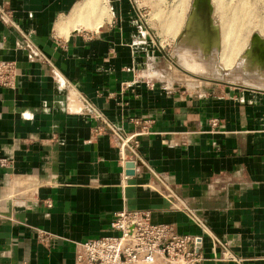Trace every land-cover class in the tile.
Here are the masks:
<instances>
[{"label":"crops","instance_id":"crops-1","mask_svg":"<svg viewBox=\"0 0 264 264\" xmlns=\"http://www.w3.org/2000/svg\"><path fill=\"white\" fill-rule=\"evenodd\" d=\"M170 5L0 0V264H74L124 208L200 235L203 264H264V88L160 78Z\"/></svg>","mask_w":264,"mask_h":264},{"label":"built area","instance_id":"built-area-1","mask_svg":"<svg viewBox=\"0 0 264 264\" xmlns=\"http://www.w3.org/2000/svg\"><path fill=\"white\" fill-rule=\"evenodd\" d=\"M20 44L30 48L27 42ZM15 73L16 66L12 61L0 60V86L11 87ZM84 109L100 117L98 110L87 102ZM134 136L122 138L115 134L123 165L126 163L124 146H128L131 155H136ZM0 162L2 165L7 163L5 159ZM183 211L207 232L206 226L190 208L184 206ZM109 229L112 234L77 241L74 264H203L205 259L200 251V235L180 233L173 223L154 222L149 209H121L113 214ZM222 255L235 259L226 250Z\"/></svg>","mask_w":264,"mask_h":264},{"label":"bare ground","instance_id":"bare-ground-1","mask_svg":"<svg viewBox=\"0 0 264 264\" xmlns=\"http://www.w3.org/2000/svg\"><path fill=\"white\" fill-rule=\"evenodd\" d=\"M187 1L172 0V11L182 9L185 3L187 5ZM209 1L193 0L190 18L181 32L175 54L171 56L172 64L183 76H187L189 79L191 78L198 82H210V80L217 79L203 77L198 74L199 72L196 70L198 66L196 62L198 60L190 48L196 49V54H199L202 59L213 61L214 70L220 71V67L216 61L217 58L215 57L218 49V29L220 28L221 32V55L219 61L224 67H228L229 60H234L233 58L246 45L248 35L245 32L248 30L250 20L256 16L255 9L249 7L252 6L250 0H238L237 6L232 9L227 8L224 0H211L214 4L215 11L219 12L220 15L221 26L219 24L220 27L217 28V25L213 24L209 17L211 10ZM255 25L258 27L260 33H264V20L258 23V25L257 23ZM200 61L203 60L200 59ZM263 62L264 35L254 34L250 39L249 46L239 59L238 65L243 72L254 71Z\"/></svg>","mask_w":264,"mask_h":264},{"label":"rangeland","instance_id":"rangeland-1","mask_svg":"<svg viewBox=\"0 0 264 264\" xmlns=\"http://www.w3.org/2000/svg\"><path fill=\"white\" fill-rule=\"evenodd\" d=\"M209 5L211 7L209 17L211 19V22L215 25H217V28L221 26V20L219 12L215 11V7L213 2L210 0ZM225 4L227 5V8L232 9L235 6H237L238 0H224ZM252 6H249L250 8L255 9L256 16L250 20V23L248 24V30H246L245 33H247V39H246V45L243 47V49L233 58L234 60H229L228 67H224L223 64L219 61L220 53H221V32L220 28L218 33V49L216 51L215 57L217 58V64L220 67V71L214 70V62L208 61L205 59H202L199 54H196V49L190 48L192 50L193 54L197 58L196 64L197 66V72L201 76L210 77L213 79H217L220 81H229L233 82L234 84H242L245 86H254V87H263L264 88V62L258 65L257 70H251V71H242L239 64V59L241 56H243L245 50L250 44V39L254 34H260L261 36L264 35V33H260L258 31V27L255 25L257 23L262 22L264 20V0H250ZM172 3V0H171ZM192 3L193 0H188L187 5L184 4L182 9H176L174 11H171L172 5H170V11L167 15V19H161L158 20V25L161 27L158 32L162 35L158 38V43H161L164 45V50L167 54V57L162 65V71L158 74L160 78H166L172 82H178L182 83L184 87L188 86L189 88H194L195 86H198L197 84L203 83L198 82L196 80L189 79L187 76H183L177 68L172 64L171 62V56L175 54L176 46L179 40V37L181 35L182 30L187 25V22L190 18V14L192 11ZM226 7V6H225ZM159 17V15H158ZM258 20V21H257ZM261 20V21H260ZM174 21V22H173ZM220 24V26H219ZM177 25V26H176ZM255 25V26H254ZM176 27V28H175ZM247 29V28H246ZM176 30V31H175ZM174 35V36H173ZM195 50V51H194ZM203 60V61H200ZM202 66H201V63ZM209 62V63H208ZM232 62V63H230ZM230 63V64H229ZM248 63V61H247ZM172 64V65H171ZM206 65V66H204ZM202 68V69H201ZM217 75H216V74ZM213 74V75H212ZM261 83V84H260ZM209 84H215L213 81H210ZM202 85V84H201Z\"/></svg>","mask_w":264,"mask_h":264},{"label":"water","instance_id":"water-1","mask_svg":"<svg viewBox=\"0 0 264 264\" xmlns=\"http://www.w3.org/2000/svg\"><path fill=\"white\" fill-rule=\"evenodd\" d=\"M222 82V81H220ZM134 162L129 160L125 163V174L126 175H133L134 174Z\"/></svg>","mask_w":264,"mask_h":264}]
</instances>
